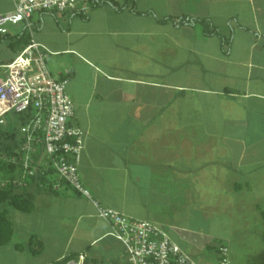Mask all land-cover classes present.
I'll use <instances>...</instances> for the list:
<instances>
[{
  "label": "crops",
  "instance_id": "obj_1",
  "mask_svg": "<svg viewBox=\"0 0 264 264\" xmlns=\"http://www.w3.org/2000/svg\"><path fill=\"white\" fill-rule=\"evenodd\" d=\"M108 1L83 14L39 11L31 30L0 34V79L24 33L50 52L54 77L69 71L70 124L87 133L79 175L93 198L52 171L45 188H23L34 210L9 212L14 237L0 264H127L93 201L158 225L187 254L203 235L188 222L198 211L218 219L205 247L264 264V0ZM12 10L0 0V14ZM33 236L40 255L16 249Z\"/></svg>",
  "mask_w": 264,
  "mask_h": 264
},
{
  "label": "built area",
  "instance_id": "obj_2",
  "mask_svg": "<svg viewBox=\"0 0 264 264\" xmlns=\"http://www.w3.org/2000/svg\"><path fill=\"white\" fill-rule=\"evenodd\" d=\"M14 10L0 14V34L7 35L10 26L26 24L37 12L83 14L90 7L108 0H13ZM50 52L31 36L16 58L5 66L0 79V125L10 124L13 114L32 112L29 122L21 128L23 144L20 156L2 158L23 168L14 185L21 189L35 179L45 188L43 180L52 171L80 195L92 200L90 191L79 175L85 147L86 131L70 124L75 106L67 93L66 78L54 77L47 66ZM7 182L2 185L5 186ZM59 185L53 188L58 189ZM98 216L112 225L111 236L124 246L127 264H201L184 252L172 237L158 225L134 219L93 201ZM215 264H231L230 249L220 245ZM67 264H85L81 256Z\"/></svg>",
  "mask_w": 264,
  "mask_h": 264
},
{
  "label": "trees",
  "instance_id": "obj_3",
  "mask_svg": "<svg viewBox=\"0 0 264 264\" xmlns=\"http://www.w3.org/2000/svg\"><path fill=\"white\" fill-rule=\"evenodd\" d=\"M133 10L135 11V8ZM180 21H185V19L180 18ZM19 39L23 47L29 43L26 33L20 36ZM31 117L32 112L13 114L10 126H0V247L8 246L13 242L14 229L8 216L9 212L17 211L28 214L34 210V202L27 189H21L14 185L15 180L22 178L23 168L19 165L10 164L2 158L3 156H20V147L23 144L21 128L29 122ZM27 181L28 185L37 186L35 179ZM4 182H7L5 186L2 185ZM43 182L45 183V179ZM220 245L222 244L211 246V248L218 251ZM15 247L17 250H27L31 255L38 256L43 252L44 244L39 237L33 236L27 245L17 244ZM78 259V256H71L55 264H67L72 260L77 261ZM85 264L95 263L85 261Z\"/></svg>",
  "mask_w": 264,
  "mask_h": 264
},
{
  "label": "rangeland",
  "instance_id": "obj_4",
  "mask_svg": "<svg viewBox=\"0 0 264 264\" xmlns=\"http://www.w3.org/2000/svg\"><path fill=\"white\" fill-rule=\"evenodd\" d=\"M21 26H22V24L19 25V27H21ZM188 211H190V210H188ZM190 213H193V212L191 211ZM198 213H199L198 211H194V214H196L194 217V221L190 219V220H188V222H190V224H192L191 222H193V224L190 227L191 228L193 227L197 231H202L203 235L202 236H196V238H195L196 242H193L194 244H192V245L190 244L191 245L190 247L188 246V254L195 261H197L201 264L203 262H209L210 263L211 261H213V257H216V253L212 249H208L207 247H205L204 246L205 241H203V240L209 241L212 238L219 236L218 219H216L215 221H212V223L209 224L208 221L203 220V217H200ZM181 215H182V213H181ZM207 234L209 236H207ZM200 241H203V243L202 242L200 243ZM189 243H191V241ZM194 245L200 247V249ZM211 263H213V262H211Z\"/></svg>",
  "mask_w": 264,
  "mask_h": 264
}]
</instances>
